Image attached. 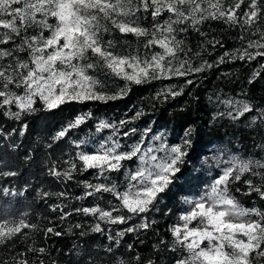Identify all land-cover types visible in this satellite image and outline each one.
<instances>
[{
    "label": "snow or ice",
    "instance_id": "snow-or-ice-1",
    "mask_svg": "<svg viewBox=\"0 0 264 264\" xmlns=\"http://www.w3.org/2000/svg\"><path fill=\"white\" fill-rule=\"evenodd\" d=\"M146 20L147 26L143 23ZM209 20L239 27L242 42L244 33L258 36L247 39L242 50L226 52L220 63L225 57L249 61L264 58V0H0V112L19 121L36 112L38 103L46 111L70 103H108L123 98L132 85L202 72L212 65L204 62L192 67L190 58H184L188 55L185 42L177 37L190 30L199 32V26ZM116 33L134 38L136 46L107 38ZM259 75L255 72L253 79ZM159 94L181 93L169 87ZM222 103L232 109L227 115L233 120L254 111L244 101ZM140 115L137 112L132 119ZM91 116L90 112L76 116L52 140L70 137ZM257 120L264 122V109L252 117L253 123ZM129 123L131 120H121L119 125L100 120L95 132L111 129L110 135L72 140L75 152L62 162L66 167L61 170V164L55 162L49 168L50 175L64 181H73L82 173L93 177L77 181L82 192L74 199L89 201L87 206L80 203L68 211L64 204L52 206L53 212L59 211L61 221L74 213L92 217L95 222L90 231L95 233L105 232L102 225H128L114 236L108 235L113 244L106 248L100 264H141L139 254L125 258L114 246L127 233L147 230L155 223L145 214L156 207L161 194L178 178L187 155L185 147L190 145V130L180 144H169L163 133L149 138L151 129H145L135 141L122 143L120 128ZM135 133L132 128L122 135L130 140ZM213 159L219 174L196 196L184 198L188 207L170 228L173 251L180 253L175 264H264V210L243 206L232 193V185L247 175L242 181L246 195L255 194L264 201V160L237 154ZM14 175L12 171L0 172V177ZM0 192L17 195L9 188H0ZM54 195L71 199L64 191ZM27 215H0V248L9 257L0 255V264H45L41 257L47 254L46 248L36 247L33 240L24 251L17 252L16 243L27 242L33 233L41 231L45 236L62 235L54 226L41 228L30 222ZM134 218L140 222L129 224ZM83 227L77 223L68 231ZM29 253L35 259L29 258Z\"/></svg>",
    "mask_w": 264,
    "mask_h": 264
},
{
    "label": "trees",
    "instance_id": "trees-1",
    "mask_svg": "<svg viewBox=\"0 0 264 264\" xmlns=\"http://www.w3.org/2000/svg\"><path fill=\"white\" fill-rule=\"evenodd\" d=\"M143 23L147 26L149 21ZM241 35L239 27L215 20L200 25L199 32L190 30L180 33L177 38L184 40L188 52L184 58H190L192 67H199L204 62L212 67L186 77L132 85L127 95L115 101L70 103L52 111L43 110L38 103L36 112L22 116L19 121L0 112V172L16 173L14 176L0 177V188L13 189L17 193L5 196L0 192V215L19 216L27 213L30 222L40 224L41 228L54 226L56 231L62 233L60 236H45L43 231L33 233L27 242L18 241L15 251H24L34 240L36 247L47 249V254L41 257L45 264H92L93 261L100 264V260L105 258L106 248L113 244L108 235L114 236L128 225H102L105 232L95 233L90 231L95 222L92 217L74 213L61 221L59 211L53 212L52 206L67 205L65 211L80 203L87 206L89 201L74 199L82 192L77 181L92 180L93 177L90 173H82L76 174L73 181H64L50 175L49 168L55 162L61 164V170L66 167L62 162L75 152L71 141L96 135L95 127L100 120L117 125L121 120H131V123L120 128L122 143L135 141L145 129H151L149 137L161 130L168 141L180 144L185 138V132L190 130L187 137L190 145L185 147L187 155L180 165L178 178L161 194L156 207L145 214L155 223L147 230L127 233L120 239L119 245L114 246L125 258L139 254L141 264L149 260L153 264H175L180 253L179 250L173 251L170 228L184 208V198L196 196L219 172L213 157L218 156L219 150L223 148L227 152L223 154L225 156L222 155L224 159L229 153H236L242 158L264 160V122H252V117L264 109V68H261L264 58L257 57L249 61L225 57L223 63L219 62L226 52L232 54L246 47L247 39H258L256 35L244 33L246 39L242 42ZM107 38L121 43L128 41L132 47L136 46L134 38L130 36L125 38L116 33L114 37L109 35ZM249 51L254 52L255 49ZM257 71L260 75L253 79ZM188 80L192 83H187ZM117 83L123 87V81ZM109 84L115 89V84L111 81ZM169 87L181 94H159L162 89ZM229 99L247 102L253 106L254 111L233 120L227 115L232 109L222 103ZM89 112L91 118L80 128L74 129L70 137L52 140L61 127L76 116ZM137 112L142 115L133 120ZM132 128L136 129V133L131 139L123 137L122 134ZM111 131L105 129L99 134L108 136ZM246 178L247 175L242 177V181ZM242 181L232 185L233 195L245 207L256 206L264 210V201L259 200L255 194L246 195L247 187ZM237 188L239 191H236ZM62 191L67 192L71 199L54 195ZM41 192L52 195L42 197ZM139 222V218H134L129 224ZM77 223L84 227L72 228L69 232L68 229ZM82 231L86 234L80 235ZM0 255L9 258L3 248H0ZM28 255L35 259L34 254Z\"/></svg>",
    "mask_w": 264,
    "mask_h": 264
},
{
    "label": "rangeland",
    "instance_id": "rangeland-1",
    "mask_svg": "<svg viewBox=\"0 0 264 264\" xmlns=\"http://www.w3.org/2000/svg\"><path fill=\"white\" fill-rule=\"evenodd\" d=\"M161 133H163V134L165 135V133L162 132L161 130L152 133V135H154V134H155V135H159V134H161ZM152 135H151V136H152ZM101 136L106 137V136L103 135V134H96V135L92 136L91 138H93V139H98V138L101 137ZM151 136H150V137H151ZM150 137H149V138H150ZM81 139H82V138H81ZM167 142H168L169 144H177V143H175V142H170V141H168V140H167ZM222 151H224L223 148H222V150H219V155H218V156H221V155H223V154H227L226 151H224V152H222ZM229 154H236V153H229ZM229 154H228V155H229ZM237 155H238V154H237ZM223 156H225V155H223ZM239 156H240V155H239ZM225 159H227V157H226ZM219 171H220V170H219ZM218 174H219V172L216 174V176H217ZM216 176H215V177H216ZM215 177H214V178H215ZM214 178H213V179H214ZM192 197H194V196H191V197H189V198H192ZM187 207H188V205L185 204L183 210H184L185 208H187ZM253 207H256V206H253ZM181 211H182V210H181ZM180 213H181V212H180ZM180 213H179V215H180Z\"/></svg>",
    "mask_w": 264,
    "mask_h": 264
}]
</instances>
